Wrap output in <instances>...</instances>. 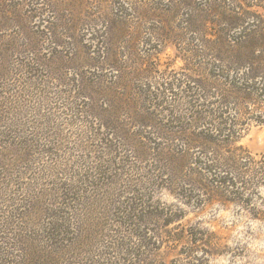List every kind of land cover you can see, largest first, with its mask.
I'll use <instances>...</instances> for the list:
<instances>
[{"label":"rangeland","instance_id":"1","mask_svg":"<svg viewBox=\"0 0 264 264\" xmlns=\"http://www.w3.org/2000/svg\"><path fill=\"white\" fill-rule=\"evenodd\" d=\"M214 1L0 0V264H264V4Z\"/></svg>","mask_w":264,"mask_h":264},{"label":"trees","instance_id":"2","mask_svg":"<svg viewBox=\"0 0 264 264\" xmlns=\"http://www.w3.org/2000/svg\"><path fill=\"white\" fill-rule=\"evenodd\" d=\"M262 2L264 4V0ZM217 3H218V0L214 1L213 7L215 5H217ZM257 6H260L261 8L264 9V6H262L261 3L259 5L257 4ZM222 13L221 14L223 17L226 16L225 11H223ZM205 18H208V17H205ZM233 18L235 20H242V18L238 17L237 14H236V16H233ZM236 24H238V23H236ZM236 26L242 27L241 25H236ZM222 31H224V30H222ZM222 35L223 34L220 31V36H222ZM237 42H239V44L243 43V45H239V44H237ZM230 48H231V50L228 51L229 52L228 54H230V56H232L231 57L232 62L233 61H235L236 63L246 62L251 67L258 66L255 68V70H258V69L262 70L264 68V57H262L260 55L264 52V36L263 35L260 37H255V35H254V37H252V36L250 37V35H248V37L245 39H237L236 42L234 43V45ZM255 48L256 49L258 48V51H259L258 53L253 52V51H255ZM262 48H263V50H262ZM255 90H257V89H255ZM263 90H264V87H263L262 91ZM237 94L243 100L244 105H249L253 101L252 95L254 93L253 92L251 93V91L247 87H244V92H242L241 90H238Z\"/></svg>","mask_w":264,"mask_h":264},{"label":"clouds","instance_id":"3","mask_svg":"<svg viewBox=\"0 0 264 264\" xmlns=\"http://www.w3.org/2000/svg\"><path fill=\"white\" fill-rule=\"evenodd\" d=\"M258 192L260 196L264 197V185L258 188ZM166 200L171 201L172 197L168 196L167 194L164 197ZM253 228L255 229V225H253ZM241 239L243 240V237L241 236ZM245 243H248L247 240L244 241ZM250 248L255 249L256 251H259L261 248H264V240L261 241H253L250 245Z\"/></svg>","mask_w":264,"mask_h":264}]
</instances>
